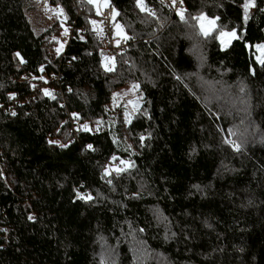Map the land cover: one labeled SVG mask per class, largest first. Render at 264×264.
I'll list each match as a JSON object with an SVG mask.
<instances>
[{"label": "trees", "instance_id": "16d2710c", "mask_svg": "<svg viewBox=\"0 0 264 264\" xmlns=\"http://www.w3.org/2000/svg\"><path fill=\"white\" fill-rule=\"evenodd\" d=\"M177 1L107 0V69L83 0H0V264H264V0Z\"/></svg>", "mask_w": 264, "mask_h": 264}, {"label": "rangeland", "instance_id": "374dc122", "mask_svg": "<svg viewBox=\"0 0 264 264\" xmlns=\"http://www.w3.org/2000/svg\"><path fill=\"white\" fill-rule=\"evenodd\" d=\"M83 2H85L87 5H89L92 10H94V15H98V13H102L105 9L108 8V2L107 0H83ZM253 4H251L247 9V13L251 12L252 8H253ZM58 11L59 15H63L62 12ZM199 30L200 33L203 35H209L211 31H213L216 26V20L212 19V18H207V17H200L199 19ZM92 24L94 26V29L99 33L100 29L99 26L97 24H95V22L92 21ZM115 32L117 34V36L121 37V29L119 27H114ZM219 42L221 44V46L223 48H225V46L229 45L233 40L234 37H236V34L233 32H219ZM123 38V37H121ZM256 54H255V59L259 62V63H263L264 62V46H257L256 47ZM114 60L110 57H106L104 59V65L107 69H111L113 68V62ZM140 94L138 92V89L135 87H131L129 86V88H125L122 89L120 91H116L114 96L112 97V104L110 106V110L111 112L118 109L121 110L123 113V119L126 121V123L130 122V119L137 113V111L140 109ZM121 163V164H120ZM118 161V163L116 164H112L109 165L107 167V170L109 173H113L116 174L118 173L119 170L124 169L125 167L130 166L129 163H124Z\"/></svg>", "mask_w": 264, "mask_h": 264}, {"label": "built area", "instance_id": "2783aa9c", "mask_svg": "<svg viewBox=\"0 0 264 264\" xmlns=\"http://www.w3.org/2000/svg\"><path fill=\"white\" fill-rule=\"evenodd\" d=\"M172 4L175 5L177 10H180L182 7L179 6V2L177 0H172ZM115 10L112 8L105 9L102 13H98V15L94 16L95 23L99 26L100 33L102 35V38H104V46L109 51V57L113 60L117 58V56L121 53H123L126 43L122 40H120L117 37V34L115 32V24L113 23ZM62 47H67L70 43V34H66L62 38ZM60 76H58L57 80H59ZM38 90H41V87H37ZM75 128V127H74ZM76 129L79 130V128L76 126ZM1 165V162H0ZM1 167V166H0Z\"/></svg>", "mask_w": 264, "mask_h": 264}, {"label": "snow or ice", "instance_id": "6c2138e0", "mask_svg": "<svg viewBox=\"0 0 264 264\" xmlns=\"http://www.w3.org/2000/svg\"><path fill=\"white\" fill-rule=\"evenodd\" d=\"M137 2H138V4H140L141 3V0H137ZM247 7V6H246ZM30 219H31V217H30Z\"/></svg>", "mask_w": 264, "mask_h": 264}]
</instances>
